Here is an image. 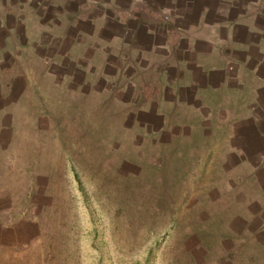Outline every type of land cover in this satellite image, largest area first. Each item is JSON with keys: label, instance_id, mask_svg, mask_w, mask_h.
<instances>
[{"label": "crops", "instance_id": "crops-1", "mask_svg": "<svg viewBox=\"0 0 264 264\" xmlns=\"http://www.w3.org/2000/svg\"><path fill=\"white\" fill-rule=\"evenodd\" d=\"M54 86L64 115L108 93L128 131L220 165L264 252V0H0V155Z\"/></svg>", "mask_w": 264, "mask_h": 264}, {"label": "rangeland", "instance_id": "rangeland-1", "mask_svg": "<svg viewBox=\"0 0 264 264\" xmlns=\"http://www.w3.org/2000/svg\"><path fill=\"white\" fill-rule=\"evenodd\" d=\"M109 96L100 116L87 101L64 115L54 86L51 115L42 103L35 130L0 155V264H264L257 223L221 196V166L205 179L128 131Z\"/></svg>", "mask_w": 264, "mask_h": 264}]
</instances>
